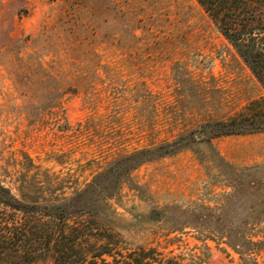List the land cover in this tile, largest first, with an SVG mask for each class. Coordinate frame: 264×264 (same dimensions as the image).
<instances>
[{
  "label": "rangeland",
  "instance_id": "1",
  "mask_svg": "<svg viewBox=\"0 0 264 264\" xmlns=\"http://www.w3.org/2000/svg\"><path fill=\"white\" fill-rule=\"evenodd\" d=\"M187 73L202 84H179ZM260 97L264 84L197 0H0V182L18 198L67 199L117 179L126 154L200 120L199 99L240 109ZM213 143L235 166H264V132ZM145 156L100 208L102 222L130 247L243 264L247 246L187 223L191 206H215L231 188L212 183L192 150ZM250 238L264 240V225ZM255 258L264 264V250Z\"/></svg>",
  "mask_w": 264,
  "mask_h": 264
},
{
  "label": "trees",
  "instance_id": "2",
  "mask_svg": "<svg viewBox=\"0 0 264 264\" xmlns=\"http://www.w3.org/2000/svg\"><path fill=\"white\" fill-rule=\"evenodd\" d=\"M197 1L264 84V0ZM178 81L202 84L188 73L180 75ZM199 101L205 110L197 103L192 108L200 120L182 124L172 141L126 154L123 174L117 179L103 182L96 178L74 197L21 199L0 182V264L8 258L9 250L13 251L14 264H203L204 258L195 253L186 258L165 254L152 245L130 247L102 222L100 208H106V201L116 195L120 179L148 160L146 154L164 156L182 150L200 156L211 170L212 183L231 188L215 206H191L192 220L187 223L205 239L222 241L236 250L247 246L241 251L243 264H258L255 257L264 250V240L250 237L264 225V166H235L219 154L213 142L223 136L264 132V97L240 109L222 99ZM204 143L209 153L199 149ZM234 209L239 212L233 214Z\"/></svg>",
  "mask_w": 264,
  "mask_h": 264
}]
</instances>
